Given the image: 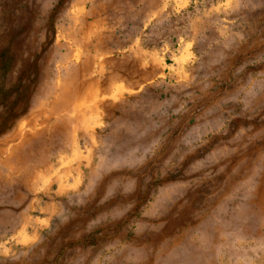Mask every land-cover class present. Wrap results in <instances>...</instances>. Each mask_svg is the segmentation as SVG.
Returning a JSON list of instances; mask_svg holds the SVG:
<instances>
[{"label": "rangeland", "instance_id": "rangeland-1", "mask_svg": "<svg viewBox=\"0 0 264 264\" xmlns=\"http://www.w3.org/2000/svg\"><path fill=\"white\" fill-rule=\"evenodd\" d=\"M0 264H264V0H0Z\"/></svg>", "mask_w": 264, "mask_h": 264}]
</instances>
